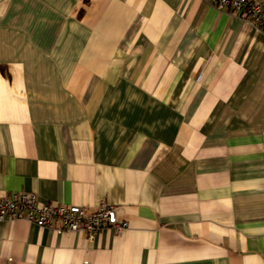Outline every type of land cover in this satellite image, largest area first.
Here are the masks:
<instances>
[{
	"label": "crops",
	"instance_id": "crops-1",
	"mask_svg": "<svg viewBox=\"0 0 264 264\" xmlns=\"http://www.w3.org/2000/svg\"><path fill=\"white\" fill-rule=\"evenodd\" d=\"M264 8V0H256ZM0 264H264V36L205 0H0Z\"/></svg>",
	"mask_w": 264,
	"mask_h": 264
},
{
	"label": "built area",
	"instance_id": "built-area-1",
	"mask_svg": "<svg viewBox=\"0 0 264 264\" xmlns=\"http://www.w3.org/2000/svg\"><path fill=\"white\" fill-rule=\"evenodd\" d=\"M212 8L238 18L264 36V8L256 0H205ZM24 219L38 228L71 231L94 238L99 232H120L126 222L117 218L116 209L100 204L93 211L79 206L41 203L29 192L10 193L0 199V221Z\"/></svg>",
	"mask_w": 264,
	"mask_h": 264
}]
</instances>
